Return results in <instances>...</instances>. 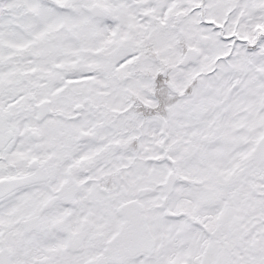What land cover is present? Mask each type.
Segmentation results:
<instances>
[{
    "label": "snow or ice",
    "instance_id": "obj_1",
    "mask_svg": "<svg viewBox=\"0 0 264 264\" xmlns=\"http://www.w3.org/2000/svg\"><path fill=\"white\" fill-rule=\"evenodd\" d=\"M0 264H264V0H0Z\"/></svg>",
    "mask_w": 264,
    "mask_h": 264
}]
</instances>
